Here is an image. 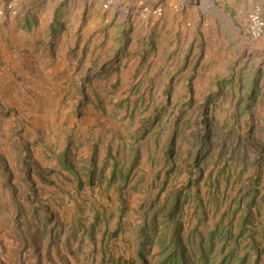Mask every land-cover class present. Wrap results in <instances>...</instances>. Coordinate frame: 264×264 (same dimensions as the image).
Here are the masks:
<instances>
[{"label": "rangeland", "instance_id": "rangeland-1", "mask_svg": "<svg viewBox=\"0 0 264 264\" xmlns=\"http://www.w3.org/2000/svg\"><path fill=\"white\" fill-rule=\"evenodd\" d=\"M263 3L0 0L15 8L0 19V264H98L101 236L83 232L97 211L108 236L120 223L115 255L134 247L153 183L196 177L187 153L200 139L203 178L222 179L228 199L242 183L259 190L250 215L263 244L264 35L248 33Z\"/></svg>", "mask_w": 264, "mask_h": 264}, {"label": "trees", "instance_id": "trees-1", "mask_svg": "<svg viewBox=\"0 0 264 264\" xmlns=\"http://www.w3.org/2000/svg\"><path fill=\"white\" fill-rule=\"evenodd\" d=\"M92 81L93 78L84 82L87 83L82 91L84 100L90 99L85 89ZM173 136L174 133L163 150L164 162L167 161L171 168L176 164L178 152ZM205 141L200 139L196 143L192 142L198 148L196 152L187 153L189 161L193 158L189 165L197 173L196 177L188 174L179 185L172 184L171 187L167 186L168 183H153L156 191L154 198L149 200L146 207L139 206L141 223L136 227L138 237L134 247L123 249L115 255L111 240L118 236L120 223H115L114 232L108 236V225L99 224L105 215L99 211L93 213L92 223L83 232L93 239L96 235L101 236L102 243L96 244L98 264H259V257L264 253V243L257 241L256 224L250 215L251 204L256 201L255 195L259 190L252 184L242 183L237 186L240 187L233 197L228 199L225 190L220 189L222 179L216 175L212 180L203 178L201 164L207 160L212 161ZM114 168L110 173L111 182L115 179ZM69 170L81 186L80 174L71 167ZM82 175L87 178L88 185L94 186L93 181L97 176L93 170L87 169ZM170 177L171 173L169 179L172 180ZM225 177L229 181L227 174ZM126 181L127 178L123 176L122 185ZM202 185L208 187L203 191ZM226 201H229L228 205H225ZM244 204L249 206L244 207ZM123 209H118V215Z\"/></svg>", "mask_w": 264, "mask_h": 264}, {"label": "built area", "instance_id": "built-area-1", "mask_svg": "<svg viewBox=\"0 0 264 264\" xmlns=\"http://www.w3.org/2000/svg\"><path fill=\"white\" fill-rule=\"evenodd\" d=\"M259 12L264 14V3L261 6H256L250 16L252 25L249 27L248 33L254 40H257L264 35V22H262L258 16ZM13 15H15V8L11 4H7L5 7L0 9V19H5L6 17L10 18Z\"/></svg>", "mask_w": 264, "mask_h": 264}, {"label": "crops", "instance_id": "crops-1", "mask_svg": "<svg viewBox=\"0 0 264 264\" xmlns=\"http://www.w3.org/2000/svg\"><path fill=\"white\" fill-rule=\"evenodd\" d=\"M2 99V98H1Z\"/></svg>", "mask_w": 264, "mask_h": 264}]
</instances>
